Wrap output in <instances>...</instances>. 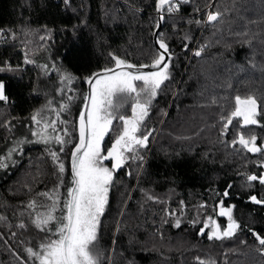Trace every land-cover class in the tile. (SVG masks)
I'll list each match as a JSON object with an SVG mask.
<instances>
[{"label":"trees","instance_id":"16d2710c","mask_svg":"<svg viewBox=\"0 0 264 264\" xmlns=\"http://www.w3.org/2000/svg\"><path fill=\"white\" fill-rule=\"evenodd\" d=\"M166 8L157 40L172 54L170 79L144 119L154 131L140 150L143 160H129L114 174L98 229L100 264H199L197 258L204 264H264L256 237H264V204L249 199L264 200V185L247 179L264 175V0H180L178 10ZM209 11L220 13L216 21H207ZM157 22L155 0H0V83L7 97L0 101V159L7 157V167L0 168V264H39L26 249L38 251L51 235L33 223L47 209L34 212L27 205L51 203L39 194L57 189L58 176L57 207L67 199L85 80L115 66L114 57L133 65L151 62L163 51L152 40ZM65 73L74 77L71 84ZM237 95L256 98L258 123L244 125L236 117L222 135L221 118ZM65 103L68 109L61 110ZM131 105L129 100L121 112L131 115ZM37 113L41 123L31 119ZM41 117L56 121L55 135L68 129L72 143L63 152L32 134L41 131ZM241 133L255 135L262 151L232 147ZM113 138L109 132L103 143L109 146ZM49 149L59 152L63 174ZM220 201L239 228L209 239L215 224L223 229L229 223L219 215Z\"/></svg>","mask_w":264,"mask_h":264},{"label":"snow or ice","instance_id":"6c2138e0","mask_svg":"<svg viewBox=\"0 0 264 264\" xmlns=\"http://www.w3.org/2000/svg\"><path fill=\"white\" fill-rule=\"evenodd\" d=\"M183 2L187 3L188 0H183ZM165 5L168 11L178 10L180 0H176L175 3L173 0H157L158 11L162 10ZM219 16V12L209 11L207 21L214 22ZM163 18L161 15L160 20ZM195 23L199 24L200 21H195ZM157 43L159 49L163 51H158L151 64L137 66L114 57L116 69L119 71L105 69L104 75L95 73L93 77L86 78L85 82L90 85V89L88 94L83 96V108L76 125L78 138L70 152L72 186L67 188V199L63 201L62 207H57L58 188L63 183L58 176L57 189L39 194L51 203L41 202L38 205L33 200L27 205L34 212L37 207L47 209L45 212L36 213L33 223L40 231L51 235L48 236L46 242L39 245L38 251L32 248L26 249L29 256L38 260L39 264H100V253L96 248L98 229L100 217L104 214L108 193L114 181V174L129 160H143L140 150L147 147L148 139L154 131V129L148 130L144 127L143 122L148 115L152 100L157 96L165 81L170 79L168 67L172 54L162 38H159ZM201 51L202 49L198 50L195 55L199 56ZM145 68H152L154 71H143ZM126 69H133V71ZM73 79L70 73H65L63 76L66 84H71ZM136 82H140L139 87ZM5 100L7 97L4 93V84L0 83V101ZM129 100L132 101L131 115H125L121 109ZM68 107L69 105L65 103L61 105V110H67ZM38 115L40 114H34L31 119L36 123H41L37 120ZM256 116V98L251 95L245 98L237 95L230 114L221 118L223 121L222 135L226 134L227 128L233 123V118L242 117L244 125H255L258 123ZM58 117L59 112H57ZM41 120L44 121L41 131L32 134L38 136L39 142L46 145L59 144L61 146L59 152H63L64 146L72 143L68 129L66 127L62 129L64 136L55 135L56 121H48L44 117H41ZM114 121L117 122L115 129L113 128ZM60 123L66 122L60 121ZM109 132L114 133V139L105 154L102 142ZM65 136L69 139L66 140ZM256 140L255 135L245 138V135L241 133L238 139L232 141L231 146L235 147L238 143L249 152H261L262 149L255 145ZM59 152L49 149V155L58 173L63 174L66 169ZM6 159L7 157L0 159V168L7 167L4 162ZM104 161H111L112 166H106ZM247 179L264 185V175L259 177L250 175ZM223 195L227 196L228 192L225 191ZM249 199L257 204H264V200H259L256 196H251ZM219 206V215L227 216L229 223L222 232L220 225L215 224L209 239L231 236L234 230L239 228V224L232 218V209H225L223 201H220ZM0 219L4 218L0 217ZM209 220L211 221V217ZM24 226V224L20 225L21 228ZM175 226H180L178 220ZM53 236L56 238L53 239ZM256 237L258 243L264 246V237L258 234ZM197 260L199 264H204L203 261H199V258Z\"/></svg>","mask_w":264,"mask_h":264},{"label":"water","instance_id":"95a60500","mask_svg":"<svg viewBox=\"0 0 264 264\" xmlns=\"http://www.w3.org/2000/svg\"><path fill=\"white\" fill-rule=\"evenodd\" d=\"M155 10H156V12L158 14V22L157 23H159V26H160L161 25L160 17H161L162 10H160V11L157 10V0H155ZM158 29H159V27H157V25H156V27L153 30V34H152V40L155 43V45H156L157 48H159V45L157 43V32H158ZM146 64H151V62L146 63ZM137 66H139V65H137ZM105 69H115V70H118V69H116V66H112L110 68H103V69H99V70H96V71L92 72V74L89 77H93V74H95V73H98L100 75L101 74H104V70ZM130 70H133V69H130ZM145 70H152V68H145V69H143V71H145ZM86 87H87V92H86V95H87L88 92H89V89H90V85L86 83ZM70 170H71V161H70ZM71 173H72V171H71Z\"/></svg>","mask_w":264,"mask_h":264},{"label":"rangeland","instance_id":"374dc122","mask_svg":"<svg viewBox=\"0 0 264 264\" xmlns=\"http://www.w3.org/2000/svg\"><path fill=\"white\" fill-rule=\"evenodd\" d=\"M114 139V138H113ZM113 140L111 141V144H112ZM111 144L108 146L107 144H104L102 142V148L105 150V154H106V150L107 148L111 147ZM6 152H9V149L7 148L6 149ZM105 165L108 166V167H111L112 166V162L111 161H104ZM214 228V227H213ZM213 228L211 229L210 233L212 234V231H213ZM226 229V228H223L221 229V232Z\"/></svg>","mask_w":264,"mask_h":264},{"label":"built area","instance_id":"2783aa9c","mask_svg":"<svg viewBox=\"0 0 264 264\" xmlns=\"http://www.w3.org/2000/svg\"><path fill=\"white\" fill-rule=\"evenodd\" d=\"M174 3L176 2V1H173ZM167 9V8H166ZM168 11V10H167Z\"/></svg>","mask_w":264,"mask_h":264}]
</instances>
